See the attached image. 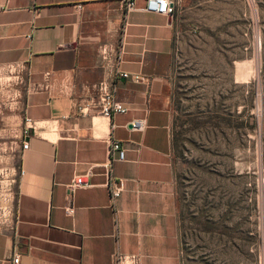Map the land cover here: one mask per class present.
<instances>
[{
    "label": "crops",
    "instance_id": "0c3cea01",
    "mask_svg": "<svg viewBox=\"0 0 264 264\" xmlns=\"http://www.w3.org/2000/svg\"><path fill=\"white\" fill-rule=\"evenodd\" d=\"M144 7L0 0V264L18 255L19 264H117L119 255L184 264L172 82L179 21ZM105 80L127 113H101ZM109 162L125 184L114 203ZM78 175L93 187L72 195Z\"/></svg>",
    "mask_w": 264,
    "mask_h": 264
},
{
    "label": "rangeland",
    "instance_id": "374dc122",
    "mask_svg": "<svg viewBox=\"0 0 264 264\" xmlns=\"http://www.w3.org/2000/svg\"><path fill=\"white\" fill-rule=\"evenodd\" d=\"M177 1L184 264H264V0Z\"/></svg>",
    "mask_w": 264,
    "mask_h": 264
},
{
    "label": "built area",
    "instance_id": "2783aa9c",
    "mask_svg": "<svg viewBox=\"0 0 264 264\" xmlns=\"http://www.w3.org/2000/svg\"><path fill=\"white\" fill-rule=\"evenodd\" d=\"M138 0H122L123 7L126 13L132 12L137 9ZM145 2L144 11L148 13L158 14L162 16H174L177 13L178 1L177 0H143ZM125 78L129 77L128 74H123ZM136 81H140L139 77L135 78ZM99 91V106L101 113L107 117H114L117 114H125L128 112V108L118 100L116 95V88L111 82L103 81L98 86ZM81 110L88 112V106L81 108ZM31 123L30 119H26V126L22 131L21 141L23 143V149H27L28 145L26 139L30 137L31 127L27 126ZM135 130H142L143 125L141 122H136L132 125ZM118 154V160L124 162L126 159L125 151L118 142L113 143V154ZM112 162L106 165L107 169V189L111 195V201L114 203L124 192V182H117L111 176ZM93 187L90 175H78L75 176L71 183L68 185L70 194L76 193L81 189H89ZM66 213L69 216H74L76 209L73 206L66 208ZM117 264H140V259L137 257H125L122 255L117 256ZM20 256H15L13 259L14 264H19Z\"/></svg>",
    "mask_w": 264,
    "mask_h": 264
}]
</instances>
